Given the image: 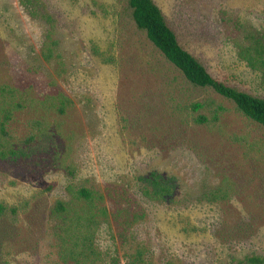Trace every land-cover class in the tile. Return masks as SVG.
<instances>
[{"label":"rangeland","instance_id":"374dc122","mask_svg":"<svg viewBox=\"0 0 264 264\" xmlns=\"http://www.w3.org/2000/svg\"><path fill=\"white\" fill-rule=\"evenodd\" d=\"M153 1L213 77L264 98V0ZM48 33L59 59L41 55ZM1 84L37 99L59 90L71 105L16 114L19 134L46 117L54 143L0 159V200L24 206L18 223L0 221V264H63L53 208L79 187H124L141 210L126 230L99 227L93 264H126L138 250L149 264L264 257V128L186 81L136 27L128 0H0ZM196 101L224 106L219 122H193L185 105ZM152 170L176 177L171 199L145 194L139 177ZM220 186L227 198L208 200Z\"/></svg>","mask_w":264,"mask_h":264},{"label":"trees","instance_id":"16d2710c","mask_svg":"<svg viewBox=\"0 0 264 264\" xmlns=\"http://www.w3.org/2000/svg\"><path fill=\"white\" fill-rule=\"evenodd\" d=\"M29 0H22L27 3ZM131 17L139 30L163 54L191 85L210 88L218 95L229 100L235 109L248 119L264 128V98L239 90L211 75L207 68L179 42L176 33L167 24L160 8L153 0H128ZM57 40L51 33L41 47V55L47 61L60 58L56 50ZM97 53L98 50L94 48ZM43 105L59 115H64L71 100L57 90L43 99L31 97L26 90L0 85V159L18 160L30 158L37 150L54 143L51 125L46 117L32 118L27 121L28 131L19 134L13 125L16 114L28 106ZM186 108L195 112L192 121L198 124H217L225 111L221 104L210 102H191ZM211 108L209 114L201 110ZM144 185L145 194L157 200L171 199L178 186L176 177L156 170L139 177ZM228 196L227 186L211 191L207 199L224 200ZM24 206L6 204L0 200V221L16 224L20 220ZM140 206L124 187H107L104 191L79 187L74 199L67 202L57 200L53 208L59 220V259L63 264H93L101 258L96 243V234L102 224L116 223L122 230L141 217ZM122 233H119L121 235ZM247 264H264V257L246 258ZM112 263H117L114 259ZM126 264H149L143 252L138 250L129 257Z\"/></svg>","mask_w":264,"mask_h":264}]
</instances>
